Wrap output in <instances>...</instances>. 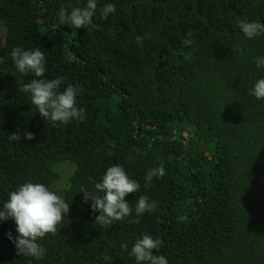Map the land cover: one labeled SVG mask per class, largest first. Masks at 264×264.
Wrapping results in <instances>:
<instances>
[{
	"label": "trees",
	"instance_id": "16d2710c",
	"mask_svg": "<svg viewBox=\"0 0 264 264\" xmlns=\"http://www.w3.org/2000/svg\"><path fill=\"white\" fill-rule=\"evenodd\" d=\"M86 2L0 0V207L29 181L70 205L59 231L38 241L41 260L18 256L8 237L18 235L15 221H0V264H136L129 253L145 233L162 239L154 254L168 264H264V100L249 94L264 78L254 62L264 34L249 39L238 27L242 18L264 23V0H98V27L61 25V6ZM107 3L116 12L104 19ZM189 31L195 42L185 47ZM15 47H39L45 78L65 77L61 90L83 87L84 121L39 114L18 91L35 77L16 69ZM17 132L21 141L10 140ZM161 162L166 175L145 188ZM116 164L140 182L126 198L133 209L141 195L158 207L95 223L100 213L79 191Z\"/></svg>",
	"mask_w": 264,
	"mask_h": 264
},
{
	"label": "clouds",
	"instance_id": "9594fccd",
	"mask_svg": "<svg viewBox=\"0 0 264 264\" xmlns=\"http://www.w3.org/2000/svg\"><path fill=\"white\" fill-rule=\"evenodd\" d=\"M97 8L98 0H87L84 6L69 5L67 8L61 6L58 13L60 23L76 29L98 27L93 23ZM115 12L116 6L113 3H107L100 8V15L104 19ZM238 27L249 39L264 34V23L258 20L242 18L238 21ZM146 38L138 35L136 42L142 44ZM194 42L193 33L187 32L186 38L182 40L183 46L189 47ZM11 58L21 74L31 73L35 77L29 83L19 86L18 91L30 93L31 103L36 106L42 117L53 123L63 124L73 120L82 122L87 118L86 109L77 104V97L84 91L83 87L79 84H68L61 90L65 77L45 78L46 57L39 47L29 50L15 47L11 52ZM3 62L4 58L0 57V63ZM254 62L258 68H264V56L256 57ZM249 94L258 100H264V78L255 82ZM23 136L29 141L35 139V134L30 131H25ZM9 139L21 141V134L19 132L10 134ZM165 175L166 169L161 162L158 167L148 170L144 177V187L148 188L154 178H163ZM140 190V182L133 179L123 165L116 164L107 168L101 181L95 182L92 190L82 187L79 193H83L85 203L92 201L91 209L94 213H100L95 223L111 226L131 216L133 211L139 217L156 210L158 203L150 200L147 195L139 196L133 209L126 198ZM69 211L70 205L62 195L48 185L29 181L9 193L8 200L0 207V221L10 219L15 221L18 235L13 237L9 232L8 237L15 244L18 256L41 260L46 255V249L38 241L49 234L55 235ZM185 218L177 217L178 221ZM162 244L163 241L159 237L145 233L142 238L135 241L129 255L135 258L136 264H168L163 255L154 254L159 252ZM121 248L127 252L128 244H121Z\"/></svg>",
	"mask_w": 264,
	"mask_h": 264
},
{
	"label": "rangeland",
	"instance_id": "374dc122",
	"mask_svg": "<svg viewBox=\"0 0 264 264\" xmlns=\"http://www.w3.org/2000/svg\"><path fill=\"white\" fill-rule=\"evenodd\" d=\"M5 33H6V30L5 29H0V34L1 35L5 36ZM67 172L68 171H66V174H68Z\"/></svg>",
	"mask_w": 264,
	"mask_h": 264
}]
</instances>
